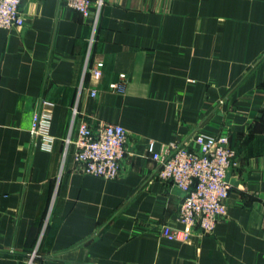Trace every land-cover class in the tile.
<instances>
[{
  "label": "crops",
  "instance_id": "1",
  "mask_svg": "<svg viewBox=\"0 0 264 264\" xmlns=\"http://www.w3.org/2000/svg\"><path fill=\"white\" fill-rule=\"evenodd\" d=\"M20 10L22 26L0 28V264H264V0H102L96 20L64 0ZM42 100L50 148L31 133ZM82 120L125 128L115 179L77 168ZM198 132L227 135L235 165L226 216L182 238L183 192L147 143Z\"/></svg>",
  "mask_w": 264,
  "mask_h": 264
},
{
  "label": "built area",
  "instance_id": "2",
  "mask_svg": "<svg viewBox=\"0 0 264 264\" xmlns=\"http://www.w3.org/2000/svg\"><path fill=\"white\" fill-rule=\"evenodd\" d=\"M23 0H0V28L20 27L24 23L20 6ZM65 5L84 17L95 7V20L102 0H64ZM86 69L98 76L101 62ZM110 87H117L111 83ZM96 91L92 90V95ZM52 103L42 100L33 111L31 133L41 136L50 148L49 135ZM75 109L73 115H75ZM127 134L118 123L103 122L93 130L84 120L77 125L74 141V161L77 168L85 173L107 180L115 179L120 173V161L125 154ZM66 142H70L67 138ZM192 146L185 142L172 141L155 149L152 141L147 143V151L157 163V177L171 181L182 192L183 198L178 208V219L183 224L182 238L199 230L211 234L216 225L226 216L225 200L230 185L226 180L229 169L235 165L234 150L229 146L225 134L196 133ZM163 233L170 234L165 226ZM34 255V253H33Z\"/></svg>",
  "mask_w": 264,
  "mask_h": 264
}]
</instances>
